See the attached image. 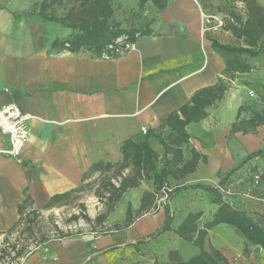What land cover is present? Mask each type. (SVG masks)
I'll use <instances>...</instances> for the list:
<instances>
[{
    "label": "crops",
    "instance_id": "obj_1",
    "mask_svg": "<svg viewBox=\"0 0 264 264\" xmlns=\"http://www.w3.org/2000/svg\"><path fill=\"white\" fill-rule=\"evenodd\" d=\"M40 1L0 0V106L14 103L30 115L29 138L20 157L0 155V235L17 222L18 207L26 198L31 203L27 211L65 195L55 205L99 174L94 164L120 161L126 139L147 138L161 155L155 135L169 133L166 117L204 88L221 85L224 90L202 107L203 116L185 126L189 143L183 146L182 160L190 158V148L200 159L182 178L168 176V185L216 186L220 174L258 149L264 151V125L252 133L232 128L264 107V92L254 86L264 88V73L259 72L264 54H239L234 67H228L235 54L214 43L240 46L242 41L207 19L215 15L216 0H161L160 8L147 1L149 32L136 36L132 49L113 56H103L106 50L97 54L52 46L70 30L31 12ZM243 64L250 70L243 71ZM8 144L0 135V148ZM249 161L264 164L259 156ZM146 184L151 191L152 184ZM199 191L181 190L168 201L169 214H178L173 227L188 212L199 210L177 198ZM211 208L200 216V227L216 207ZM165 217L161 207L123 230L52 239L15 264H171L170 252L181 260L198 254V246L173 231L151 236ZM204 247L218 249L227 264H264V250L244 252V238L226 223L207 229Z\"/></svg>",
    "mask_w": 264,
    "mask_h": 264
},
{
    "label": "trees",
    "instance_id": "obj_2",
    "mask_svg": "<svg viewBox=\"0 0 264 264\" xmlns=\"http://www.w3.org/2000/svg\"><path fill=\"white\" fill-rule=\"evenodd\" d=\"M58 1L41 0L34 3L31 9V12L36 13L42 18L70 30L66 37L56 39L52 43V46H59L70 51L86 49L99 54L104 50L109 51L107 50V45L119 37L125 36L128 40L133 41L136 36L149 32L148 25L144 28L126 29L121 27L119 23H112L113 0H68V7L62 15L53 10V5ZM136 1L137 5L141 8L149 0ZM151 1L158 8L162 6L161 0ZM241 1L245 5V16L232 12V16L224 19L225 22L222 28L229 30L234 37L240 39L242 45L229 46L214 43L222 51L235 54L233 59L227 60V65L230 68L234 67L233 63L237 61V55L239 54L245 53L250 57L264 54V5L257 0ZM241 68L243 71H248L251 67L243 64ZM223 90L221 85L201 89L192 96L190 103L179 107L177 111L170 113L166 117L164 124L170 128L169 133L163 136L161 133L155 135L159 138V142L163 147L161 155L151 147L147 138L138 141L126 139L121 145L122 159L120 161L116 163H97L92 166L94 170L99 171L100 175L111 170L113 177L118 181L117 185L112 182V178L109 179L108 177L105 181L106 189H108L105 196L109 205L117 201L128 188L136 187L141 181H145L151 183L153 189L152 191H144L142 193L140 210L138 212L140 213L143 210L145 212L150 211L154 204L155 194L163 186L168 185V176L180 179L187 173L195 170L197 162L200 159V154L196 149L190 148V158L185 161L182 160L183 146L187 148L189 143V135L185 130V126L189 122L198 120L203 116L200 112L202 107L209 104L214 98L219 99L222 96ZM241 110L242 106L238 108V115ZM259 125H264V107L260 111H252V115L249 118L236 121L232 125V128L243 133H252ZM255 156L264 158V151L258 149L244 158L236 167L224 174H220L216 186L201 183L173 186V189L168 194V199H171L181 190L198 188L210 196V201L216 208L211 214V218L203 222L201 227L198 224V220L202 215L201 210L188 212L183 220L173 227L172 216L169 214L167 205L164 206L166 213L164 223L151 236L170 230L180 238L200 248L198 254L191 256L187 260H181L173 256V252H170L171 264H227L226 257L218 249L213 247L206 249L204 247L207 229L219 223L228 224L244 238V252H251V247L255 246H260L264 250V212L247 211L242 207L233 205L225 198L227 192L226 182L229 177L243 166L252 163L249 160ZM259 179L264 182V172L260 175ZM86 184H84V187ZM84 187L82 186L74 191H81ZM261 191L264 194V185ZM99 192L98 189L96 194L103 197L104 195ZM64 196L54 195L39 209L32 208L27 211L26 209L31 203L26 198L24 204L18 207L19 218L17 222L8 231H12L23 225L22 230L18 232L22 234L23 230L32 227L41 210L53 207L54 202ZM77 217V215H72L71 218L77 219ZM100 218L98 217V219ZM126 219L127 225L133 221L128 210ZM61 237H64V235L57 238ZM19 240L20 236L18 235L16 243L11 246L15 253L11 257L14 261L10 264L17 263L27 253L25 245L17 247L18 245L16 244ZM139 240L137 239V241ZM42 241L40 239L37 243H41ZM7 249L6 247H1L0 256L7 254Z\"/></svg>",
    "mask_w": 264,
    "mask_h": 264
},
{
    "label": "rangeland",
    "instance_id": "obj_3",
    "mask_svg": "<svg viewBox=\"0 0 264 264\" xmlns=\"http://www.w3.org/2000/svg\"><path fill=\"white\" fill-rule=\"evenodd\" d=\"M257 1L264 5V0ZM112 5L113 15L111 22L119 23L121 27L126 29L144 28L146 21L150 17L146 10V5L140 8L135 0H113ZM67 7L68 0H59L53 5V10L62 15ZM214 8L215 15L222 19L223 23L225 18L232 16V12L245 16V5L241 0H216ZM259 72L264 73V66L259 68ZM254 86L259 94L264 92L262 85L256 84ZM263 172L264 164L257 162L249 163L234 172L226 182L227 192L225 198L233 205L242 207L247 211L263 213L264 194L261 189L264 182L259 179ZM108 177L109 179L112 178V182L116 185L118 184L111 170L104 172L103 175L97 174V176L87 182L83 190L76 191L71 196L57 202L51 209L41 210L32 227L23 230L22 234L18 232L22 230L23 225L12 231L7 230L0 235V248H8L7 254L0 256V264H10L14 261L11 257L15 252L11 246L16 243L18 235L20 240L16 244L18 245L17 247L25 245V250L28 252L38 245L47 243L62 235H100L114 230H123L128 226L126 221L127 210L130 217L134 220L140 214L164 207L170 200L167 199L157 205L156 200L160 196L159 191L154 196V204L150 211L145 212L143 210L139 213L141 192L143 190L148 191L149 188L146 184L147 182L141 181L136 187L128 188L117 201L109 205L105 196L108 190L106 189L105 181ZM98 189L99 193L104 195L103 197L96 194ZM177 202L181 205L193 203L196 205L195 209L201 210L202 213L210 212L211 207L214 206L210 201V196L204 191L181 195L177 198ZM72 215H77V219H72ZM171 216L173 222L178 214L174 211ZM98 217L101 218L98 219ZM40 239L43 241L37 243ZM251 249L254 250V247H251Z\"/></svg>",
    "mask_w": 264,
    "mask_h": 264
},
{
    "label": "built area",
    "instance_id": "obj_4",
    "mask_svg": "<svg viewBox=\"0 0 264 264\" xmlns=\"http://www.w3.org/2000/svg\"><path fill=\"white\" fill-rule=\"evenodd\" d=\"M207 19H214L217 26L222 27L223 21L216 15L208 16ZM134 44L125 36L119 37L107 45V50L102 53L103 56L119 55L132 49ZM249 96H254L252 89L248 90ZM30 115L23 112L18 105L7 103L0 106V135H5L8 138V147L0 148V155L4 154L18 159L22 149L29 138L28 120ZM145 132V130H144ZM173 186H163L160 190V196L156 200L157 205L168 199L169 192Z\"/></svg>",
    "mask_w": 264,
    "mask_h": 264
},
{
    "label": "water",
    "instance_id": "obj_5",
    "mask_svg": "<svg viewBox=\"0 0 264 264\" xmlns=\"http://www.w3.org/2000/svg\"><path fill=\"white\" fill-rule=\"evenodd\" d=\"M259 249H260V246H255V247H254V250H255V251H259Z\"/></svg>",
    "mask_w": 264,
    "mask_h": 264
}]
</instances>
